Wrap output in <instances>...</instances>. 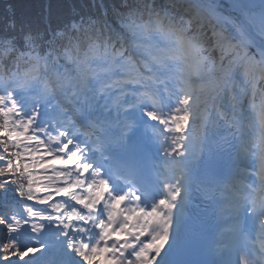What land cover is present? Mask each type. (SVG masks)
Returning a JSON list of instances; mask_svg holds the SVG:
<instances>
[{
	"label": "snow or ice",
	"instance_id": "6c2138e0",
	"mask_svg": "<svg viewBox=\"0 0 264 264\" xmlns=\"http://www.w3.org/2000/svg\"><path fill=\"white\" fill-rule=\"evenodd\" d=\"M232 6L242 23L215 0H119L46 31L8 18L0 204L21 212L0 214V264H178L194 219L207 264H264V0Z\"/></svg>",
	"mask_w": 264,
	"mask_h": 264
},
{
	"label": "trees",
	"instance_id": "16d2710c",
	"mask_svg": "<svg viewBox=\"0 0 264 264\" xmlns=\"http://www.w3.org/2000/svg\"><path fill=\"white\" fill-rule=\"evenodd\" d=\"M118 3L119 0H0V33L6 32L11 38L18 32V28H6L7 20L13 13L18 25L23 22L35 31H46L63 27L81 16H99L104 8L111 12ZM5 209L0 204V213Z\"/></svg>",
	"mask_w": 264,
	"mask_h": 264
},
{
	"label": "clouds",
	"instance_id": "9594fccd",
	"mask_svg": "<svg viewBox=\"0 0 264 264\" xmlns=\"http://www.w3.org/2000/svg\"><path fill=\"white\" fill-rule=\"evenodd\" d=\"M193 2H196V0H193ZM215 2L221 5V9L223 12L229 15H232L234 17H237V23H242V19L240 18L239 11L234 9L232 6V0H223V2L222 0H215ZM245 3L259 4L261 3V0H245ZM174 15H177V14L174 13ZM181 18L182 17L180 15H177V23L180 22ZM188 35L190 38H197V37H202L203 33L199 29H197L195 32L188 33ZM244 51L247 52V49H245ZM217 56H219L218 52H217ZM229 62H230L229 59L226 58L223 60L222 65L227 66ZM216 63L218 67L222 66L220 60H217ZM215 76H216L217 83L215 87L212 89L211 96L213 100L217 101V103L219 102L217 98H223V96L225 95V90H227L228 94L231 95L233 87H239L243 81V75L238 66H234L232 71L227 75H225L222 72H217ZM191 103H192L193 109L195 110L197 106L203 105L204 101L199 99L194 94L191 98ZM201 111H204V108H201ZM207 114L209 115V117H214L213 104L211 101H209L207 104Z\"/></svg>",
	"mask_w": 264,
	"mask_h": 264
},
{
	"label": "bare ground",
	"instance_id": "6f19581e",
	"mask_svg": "<svg viewBox=\"0 0 264 264\" xmlns=\"http://www.w3.org/2000/svg\"><path fill=\"white\" fill-rule=\"evenodd\" d=\"M222 2H223V0H222ZM49 238H52V239H54V237H47V239H49Z\"/></svg>",
	"mask_w": 264,
	"mask_h": 264
},
{
	"label": "rangeland",
	"instance_id": "374dc122",
	"mask_svg": "<svg viewBox=\"0 0 264 264\" xmlns=\"http://www.w3.org/2000/svg\"><path fill=\"white\" fill-rule=\"evenodd\" d=\"M18 209H19V208H18ZM20 210H21V209H20ZM20 210H19V211H20ZM50 233H51V230H50ZM48 236H51V235L49 234Z\"/></svg>",
	"mask_w": 264,
	"mask_h": 264
}]
</instances>
